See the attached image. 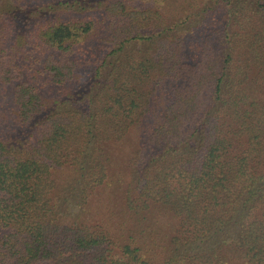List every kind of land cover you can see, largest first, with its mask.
I'll use <instances>...</instances> for the list:
<instances>
[{
  "label": "trees",
  "instance_id": "obj_1",
  "mask_svg": "<svg viewBox=\"0 0 264 264\" xmlns=\"http://www.w3.org/2000/svg\"><path fill=\"white\" fill-rule=\"evenodd\" d=\"M0 264H264V0H0Z\"/></svg>",
  "mask_w": 264,
  "mask_h": 264
}]
</instances>
